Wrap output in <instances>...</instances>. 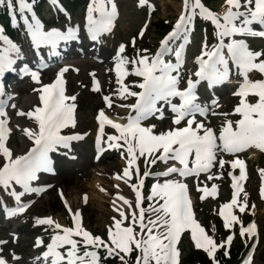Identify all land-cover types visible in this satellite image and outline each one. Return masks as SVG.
Here are the masks:
<instances>
[{
    "label": "snow or ice",
    "instance_id": "snow-or-ice-1",
    "mask_svg": "<svg viewBox=\"0 0 264 264\" xmlns=\"http://www.w3.org/2000/svg\"><path fill=\"white\" fill-rule=\"evenodd\" d=\"M140 3H145V0H140ZM6 8L13 25L17 23L16 13H19L18 19L22 22L36 55L43 48L50 55L58 56L59 46L81 39L74 26L69 25L64 30L57 26L46 28L34 14V5L30 0H7ZM183 8L171 29L159 40L154 52L148 48H138L135 37L130 42L133 53L131 56L127 53L125 42L116 46L111 55L115 70V89L102 94V102L106 108L100 109L96 116L98 128L94 143L97 158L105 151V145L107 149L126 153V166L117 178L123 179L134 193V209L129 199L118 196L127 207L114 204L115 215L107 227L106 237L86 230L82 226L81 212L78 210L72 214L71 226H62L50 216L34 218V227L40 226L45 232L51 230L52 233L46 245L42 236L35 238L34 247H45L39 256L32 258L37 264L40 261L44 264H106L109 258H117L119 264H179L176 245L186 229L190 231L195 248L202 249L210 258L209 264H219L218 250L225 257L229 255L234 225L241 224L231 209L238 207L243 213L245 203L238 200V196L243 192V200L246 201L248 194L241 183L245 180L244 161L239 158L225 160L224 154L235 156L250 146L264 150V50H252L245 39L236 37L264 38V0H225V8L221 13L210 11L201 0H195L194 3L192 0H183ZM116 15L114 0H91L82 28L84 36L96 45L103 44V37L112 32ZM197 15L214 26L213 42L208 43L209 36L205 29L198 45L199 54L194 55V63L197 65L195 72L188 73L185 86L181 88L184 53L186 47L191 46L190 34ZM146 27L147 25L140 29L141 37L145 35ZM2 32L0 27V41L3 43L0 46V74L17 70L14 65L21 61L18 70L27 73L32 82L39 85L33 91L38 93L40 102V106L35 107L34 111L26 113L29 118L34 117L38 130H23L24 135L33 141L32 146L23 154H14L6 146L8 120L7 114L0 108V209L7 219L25 212L32 202L24 199L26 196L39 195L52 187L40 175L55 174L50 153L61 148L70 152L71 142L82 140L87 133L81 134L74 130L73 110L76 105L73 101L76 98L65 95L62 78L69 66L60 67L53 82L42 83L39 68L44 65L41 63L35 69L30 68L27 62H23L22 49ZM230 63L242 77L239 89L234 93L239 97V103L232 113L212 112V115L224 118L217 135L212 127L197 119V116L206 118L208 103L214 108L218 107L216 97L213 94L211 101L202 104L197 85L206 81L207 87L211 89L213 85L227 80ZM252 73H257L262 78L252 79ZM128 75H133L138 80L129 85L124 79ZM136 87L139 91L132 90ZM92 88L102 93L95 79L92 80ZM250 94L256 98L254 103L246 99ZM113 98L122 101L134 98L133 103L118 105L128 109L124 123L114 122L105 114L107 109L112 108ZM175 98H178V102H174ZM166 110L171 114V126L166 130L157 132L155 123H144L152 118L158 121L169 119ZM232 114H239L240 118L233 122L228 119ZM106 125L114 129L115 134L107 133ZM141 158L146 165L143 176L138 168V160ZM169 161L176 163L163 171L152 173L147 169V166L157 162L167 164ZM226 165H230L231 169L238 168L239 174L227 172L233 191L231 199L220 206L219 215L223 218V227L228 233L217 241L212 235L206 234L205 229L194 218L183 178H195L199 192L212 196L217 191V185L212 183L211 188L200 187L199 177L203 173L206 174L207 181L220 178ZM217 166L220 171L213 174L212 169ZM130 169H135V175ZM259 175V194L264 198V168L259 169ZM149 176L164 179L163 182L157 181L151 185L146 198L150 203L145 209L141 206V189L144 178ZM59 194L63 199L62 190ZM161 200L162 203H151ZM65 207H68L66 202ZM68 211L71 213L70 208ZM146 211L154 213L155 219L150 215L146 221ZM254 229L255 225L251 223L247 227L241 224L239 235L251 236ZM6 244V240H0V246ZM133 252L136 253L135 261L131 257ZM19 259L15 253L12 254L11 261L0 255V264H16ZM250 260L251 252L243 259L242 264H250Z\"/></svg>",
    "mask_w": 264,
    "mask_h": 264
},
{
    "label": "rangeland",
    "instance_id": "rangeland-1",
    "mask_svg": "<svg viewBox=\"0 0 264 264\" xmlns=\"http://www.w3.org/2000/svg\"><path fill=\"white\" fill-rule=\"evenodd\" d=\"M79 1L80 0H73L72 2H68L70 5L69 7H71L70 10L74 11V16H72V18L73 22L76 24L79 23L82 18L85 19L86 13V4L80 8L76 7V4H78ZM204 1L208 6H210V8L215 11V13H221L225 8V0ZM114 2L117 6L118 13V16L116 18L117 28L116 31L111 35V37H103L104 43L101 44L103 46L101 49H103L102 51L106 53L104 64L98 65L91 61H87L86 63H84V65H77L79 68V72L75 73L73 72V70H68L64 74L67 81L69 96H72L73 93L77 95L74 101L75 103H77V111L74 117V130L76 132L84 129H91L94 127L93 119L91 116H93L96 110L102 109V107H106L102 102V94H108L110 91L115 89V70L111 55L114 53L116 46L121 42H125L127 45V50L131 55L133 53L130 42L135 37L136 41L140 42V44L145 48H148L150 51L155 50L158 46V40L162 36V33L167 28H169L168 26H170L171 23L179 17L180 12L184 10L183 0H148V2H151L153 4L152 11L150 10V7H148V4H140V0H114ZM192 2L194 3L195 0H192ZM193 24V32L190 34L191 46L186 48L187 54L185 57L187 59V64H193L192 61L194 59V55L199 54L198 45L199 42L202 41L205 31L202 21H193ZM145 25H147V27L145 28V35L141 37L139 35V31ZM211 26L212 28L214 27L213 25ZM109 42H113V51H109L107 53L108 49L105 46H108ZM252 43L258 42L253 41ZM1 45L2 43L0 41V46ZM256 45V47H259L257 50H264V43H258ZM99 50L97 51L98 56L99 54L104 56ZM105 66L110 70V75H104L101 73L103 71L101 67L105 68ZM231 69H233L232 66ZM93 73L94 76L92 75ZM250 78L260 79L262 77H260L257 73H252L250 74ZM93 79L97 81L99 87L102 89V93L92 88ZM124 79L127 82L128 78L125 77ZM229 79L232 82L231 86H227L226 88H223L221 86L220 90L222 88V91L216 88V90H218V92L221 94L220 101L217 103L218 107L214 108L211 104H207L210 111L209 113L211 115L206 116V118L203 117V121L206 125H221V121L224 118L220 115H212V112L215 111L217 113H232L234 107L239 103V97L237 95H234V93L238 91L239 85L242 82V77H240L237 72H231L229 74ZM27 87L28 84L25 83L23 86L19 87L18 91L17 89H12L10 86L11 91L14 95L24 92ZM21 95H18L20 96V99L23 97ZM214 95L216 96L217 94L214 93ZM206 96H209V93L206 94ZM15 97L16 96H14V98ZM246 99L248 100V102L254 103L256 98L250 94ZM113 101L118 105L121 102H126L116 98H113ZM207 102L209 101H206V103ZM32 111H34V108ZM109 111L115 114L124 113L125 108L117 106V108H111L109 109ZM13 115H15V113L11 111V116L13 117ZM237 115L239 114H232L228 117V119H239L240 116ZM13 119L15 121L17 119H20L22 122H24L23 127L28 128V130H31L35 125L31 123L33 121V118H29L26 113L25 116L22 115L21 118L13 117ZM144 122L145 124L155 123L157 125V132L161 131L162 128L166 126L164 121H158L155 118L151 121L148 120ZM17 125L19 126V124ZM15 126L16 125H14V127ZM18 135V131L9 134V146L14 154H18L19 151H23L26 149V146L22 145V142H18ZM76 149L78 150L79 156L75 161H66L65 157H60L57 161H55V163L60 167V173L54 178L46 179V181L48 180L47 183L52 186L51 188L43 191L41 195L33 194L24 198L32 200V208L25 218L28 220L32 219V221H34V218L36 217L49 215L53 218L57 217L63 219V217H65V213H63V207L66 202L71 209L78 208L79 210H84V212L86 213L87 230H89L93 234H100L102 235V237H106L105 229L108 227V225L102 219V215L104 214L106 216V219L112 220V217L115 215L114 204H117L120 201L118 199V196H123L129 199L134 209L135 195L134 193H132L130 186L128 184H125V182L119 185L117 182H114L112 178L115 176L116 172L119 171V166L117 164L118 159H124V157L121 158L116 156L104 155L99 159H96L92 149L91 140H87L86 142L84 141L77 144ZM251 151V154L247 155V159L249 160L247 182L251 187V211L255 214L254 221L258 229L257 237L259 241V246L254 255L253 264H264L260 263L258 259L259 251L264 243V198H261L259 194L261 179L258 177V175H256L255 170L253 171L251 169L253 162L257 160V155L259 154V152L255 148H252ZM51 156L55 160V154H52ZM62 162H64L65 164H61ZM70 162L72 163L71 167L68 166V163ZM142 165L145 166L144 168L146 169V165L144 162L142 163ZM99 168L102 169L97 170ZM155 169L156 168H154V170ZM96 170L97 173L100 174V176L98 177L99 185L100 187L105 189V192L102 193L103 197H100L99 200H95L93 197L91 198L90 195L91 186L93 185L92 176L93 172ZM63 174L68 176L69 179L67 181L61 182L59 177L64 176ZM150 182L151 181H149L148 183ZM62 184L68 185V187L66 186L67 188H65L64 186H62ZM150 188L151 184H148L146 189V198L149 195ZM60 190L64 192L63 199L61 198V196H59ZM95 194L100 196V194ZM83 195H87L85 204L81 203L83 200ZM142 197H144V191H142ZM141 206L145 209H147L148 207V205ZM122 207L126 208L127 206L123 205ZM92 211L95 216L91 217V219H87V215L89 213L91 214ZM145 214L155 217L154 213L149 214L146 211ZM145 220H147L146 217ZM31 227L32 226L30 224H27V226H25L23 229H20L19 233L17 234L19 243L17 245L18 250L16 251H20L23 255L22 264H26L28 262L31 263L32 259L29 241L33 237L34 232H37V229L31 231ZM6 235L7 233L0 234V237H4ZM183 238H185V235L183 236ZM237 238V231H235L233 240H237ZM186 244L187 243L183 242V245H178V250H181V257H185L186 255H188V247ZM11 247L14 249L13 245H11ZM133 254L134 253H131V256H133ZM178 260L180 264L181 259ZM108 261L112 262V264H119L117 258H109ZM238 262L239 259L229 260L224 264H238Z\"/></svg>",
    "mask_w": 264,
    "mask_h": 264
},
{
    "label": "bare ground",
    "instance_id": "bare-ground-1",
    "mask_svg": "<svg viewBox=\"0 0 264 264\" xmlns=\"http://www.w3.org/2000/svg\"><path fill=\"white\" fill-rule=\"evenodd\" d=\"M27 99H30L28 96L26 97ZM26 101V100H25ZM19 132L21 131V130H18ZM23 133V132H22ZM64 176H61V177H59L60 178V181L61 182H64V181H67L68 179H69V177L68 176H66L65 174H63ZM92 186H91V192H90V195H91V198L93 197L95 200H99V198L100 197H103V195H102V193H104L105 192V189L104 188H101L100 187V185H99V181H98V178L97 177H94V176H92ZM60 185V184H59ZM62 186H64L65 188H67L68 187V185H64V184H62ZM67 186V187H66ZM97 191V192H96ZM95 193H97V194H100V196H98V195H96ZM95 196H97V197H95ZM95 215H94V213H93V211L91 212V214L89 213L88 215H87V219H91V217H94ZM85 217H86V214H85ZM104 218H105V215L103 214L102 215V219L104 220ZM111 220H104V222H106V223H108V222H110ZM104 224V223H103Z\"/></svg>",
    "mask_w": 264,
    "mask_h": 264
}]
</instances>
